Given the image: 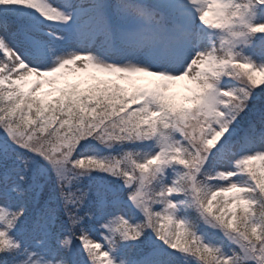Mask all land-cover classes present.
<instances>
[{"label": "snow or ice", "instance_id": "snow-or-ice-1", "mask_svg": "<svg viewBox=\"0 0 264 264\" xmlns=\"http://www.w3.org/2000/svg\"><path fill=\"white\" fill-rule=\"evenodd\" d=\"M0 264H264V0H0Z\"/></svg>", "mask_w": 264, "mask_h": 264}]
</instances>
